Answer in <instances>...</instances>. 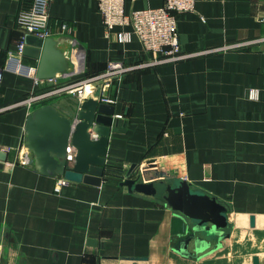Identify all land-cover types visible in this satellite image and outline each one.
Masks as SVG:
<instances>
[{"label":"crops","instance_id":"1","mask_svg":"<svg viewBox=\"0 0 264 264\" xmlns=\"http://www.w3.org/2000/svg\"><path fill=\"white\" fill-rule=\"evenodd\" d=\"M163 1L124 0V8ZM32 2L0 0V106L43 87L5 67L21 35L17 16ZM48 14L51 36L72 49L75 65L56 76L57 85L101 73L110 62L138 64L148 56L136 34L116 39L129 26L106 32L97 0H51ZM263 16L264 0H196L194 10L176 14L179 48L193 55L129 70L88 94L114 98L108 104L118 122L100 185L69 181L55 191L58 176L23 162L32 110L1 111L0 264H254L255 257L264 264ZM238 42L245 45L224 48ZM20 58L36 70L38 58L24 51ZM81 96L49 102L70 114L89 97ZM129 169L130 178L153 182L156 193L121 185ZM178 180L226 208V225L194 256L187 251L192 242L181 243L194 220L162 197Z\"/></svg>","mask_w":264,"mask_h":264},{"label":"water","instance_id":"2","mask_svg":"<svg viewBox=\"0 0 264 264\" xmlns=\"http://www.w3.org/2000/svg\"><path fill=\"white\" fill-rule=\"evenodd\" d=\"M61 40L58 36L26 35L24 53L38 58L35 70L38 79H52L58 74L74 71L72 49L61 46ZM67 40L72 45V37H67ZM113 115V105L92 96L83 99L70 114L51 102L36 106L24 123V144L29 152V164L34 171L48 176H63L69 181L100 185L109 137L118 123ZM69 152L72 159L68 158ZM4 159V153L0 152V160ZM131 169L120 184L127 186L130 192L155 194L157 190L153 182L129 177ZM165 190L162 197L166 203L194 220L181 241L184 247L192 242L193 249L187 250L188 254L194 256L204 251L211 244L209 237L219 235L226 225L225 206L214 197L192 190L184 180L168 184ZM254 259V264H258L257 258Z\"/></svg>","mask_w":264,"mask_h":264},{"label":"built area","instance_id":"3","mask_svg":"<svg viewBox=\"0 0 264 264\" xmlns=\"http://www.w3.org/2000/svg\"><path fill=\"white\" fill-rule=\"evenodd\" d=\"M50 1L51 0H33L29 9H25L18 14L17 23L21 35L16 44L15 52L9 55L5 66L6 69H10L17 74L31 76L33 78L34 88H39L41 83L43 87L38 90L34 89L30 95L9 106H0V112L21 105L27 106L33 110L44 101H49L53 97L65 94L79 95V97H82V94L91 96L88 94L96 91L98 87L103 88L106 84H109L112 79L120 78L129 70L176 61L193 55L184 53L179 48L176 14L183 11L194 10L196 0H164L163 4L159 7H148L130 11H125L124 0H97L101 21L106 28V32L109 33L115 26H129L131 30L117 32L116 39L122 42L129 40L133 33L136 34L141 41L143 50L148 55L146 59L138 64L110 62L103 72L87 76L74 83L57 85L55 84L56 77L52 79H38L35 74V69L24 64L20 56L24 51L25 37L27 34L42 38L53 34V30L48 24V5ZM262 20H264V16ZM64 27V24L61 25V28ZM243 45H245V43L238 42L226 45L224 48L230 49ZM1 76L2 72L0 69V81ZM85 90H87V93H85ZM249 93L252 98L257 97V90L251 89ZM94 98L105 103L114 102V98H109L102 94ZM83 99L85 98H82L81 101ZM68 151H70V149H68ZM68 158L72 159L70 152ZM23 162L29 164L28 150ZM68 183V179L63 176H58L54 185V190L59 191Z\"/></svg>","mask_w":264,"mask_h":264},{"label":"trees","instance_id":"4","mask_svg":"<svg viewBox=\"0 0 264 264\" xmlns=\"http://www.w3.org/2000/svg\"><path fill=\"white\" fill-rule=\"evenodd\" d=\"M48 102H49V101H44V102H43V103H41V104H45V103H48ZM41 104H40V105H41ZM37 106H38V105H37Z\"/></svg>","mask_w":264,"mask_h":264},{"label":"bare ground","instance_id":"5","mask_svg":"<svg viewBox=\"0 0 264 264\" xmlns=\"http://www.w3.org/2000/svg\"><path fill=\"white\" fill-rule=\"evenodd\" d=\"M85 93H87V90H85Z\"/></svg>","mask_w":264,"mask_h":264}]
</instances>
